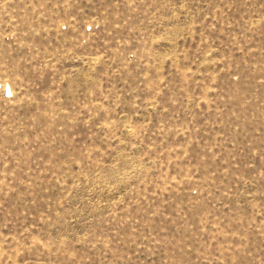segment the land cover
I'll list each match as a JSON object with an SVG mask.
<instances>
[{"label":"rangeland","instance_id":"1","mask_svg":"<svg viewBox=\"0 0 264 264\" xmlns=\"http://www.w3.org/2000/svg\"><path fill=\"white\" fill-rule=\"evenodd\" d=\"M0 264H264V0H0Z\"/></svg>","mask_w":264,"mask_h":264}]
</instances>
